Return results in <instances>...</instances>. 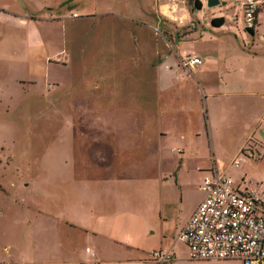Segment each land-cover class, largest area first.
Here are the masks:
<instances>
[{"label":"rangeland","instance_id":"obj_1","mask_svg":"<svg viewBox=\"0 0 264 264\" xmlns=\"http://www.w3.org/2000/svg\"><path fill=\"white\" fill-rule=\"evenodd\" d=\"M61 1L0 0V218L28 204L60 206L55 193L74 183L64 173L84 175L80 159L65 152L82 133L72 125L146 122L167 134L160 144L173 161L180 146L206 156L199 109H264V12L253 34L239 0L212 8L206 0H69V9L40 13ZM28 17L37 32L20 22ZM221 17L224 25L212 26ZM196 54L216 61L205 65L207 77H242L246 92L203 102L195 75L180 65ZM257 112L220 124L214 148L219 175L264 195V115L256 129Z\"/></svg>","mask_w":264,"mask_h":264},{"label":"crops","instance_id":"obj_2","mask_svg":"<svg viewBox=\"0 0 264 264\" xmlns=\"http://www.w3.org/2000/svg\"><path fill=\"white\" fill-rule=\"evenodd\" d=\"M69 3L63 0L58 6L40 9V13L52 8L69 9ZM29 19L20 22L37 32L34 20ZM42 50L41 45L31 53ZM201 60L192 73L203 102L229 95L237 88L246 92L242 77L236 82H231L230 76L207 77L205 65L214 66L216 61L203 56ZM169 72L167 69L160 74L161 82L156 80L159 87ZM199 110L202 130L198 136L207 139L206 156L189 153L180 146L172 148L173 161L160 144L167 134L160 129L149 131L146 122L72 125L82 133L80 139L70 141L65 152L80 159L84 175L76 169L64 173L74 183L55 193V202L61 197L59 207L56 203L28 204L22 214L0 218V264H156L149 259L152 250L172 253L169 264H240L191 260L178 237L204 198L202 177L219 167L214 148L219 125L229 126L247 111L258 110V129L262 120L258 117L264 115V109L205 106ZM64 175L58 173L55 178Z\"/></svg>","mask_w":264,"mask_h":264},{"label":"built area","instance_id":"obj_3","mask_svg":"<svg viewBox=\"0 0 264 264\" xmlns=\"http://www.w3.org/2000/svg\"><path fill=\"white\" fill-rule=\"evenodd\" d=\"M245 30L255 31L264 0H239ZM202 64L196 55H186L182 69L192 71ZM236 159L233 166L237 167ZM204 198L197 206L179 241L195 261H236L240 264H264V195L243 188L227 175L217 171L202 177ZM149 259L156 264H169L172 253L152 250Z\"/></svg>","mask_w":264,"mask_h":264},{"label":"trees","instance_id":"obj_4","mask_svg":"<svg viewBox=\"0 0 264 264\" xmlns=\"http://www.w3.org/2000/svg\"><path fill=\"white\" fill-rule=\"evenodd\" d=\"M195 5H196V7H197L198 10L201 9V4H200L199 1H195ZM211 24H212V26H214V27H221V26H223V24H224V19H223V18H216V19H213V20L211 21ZM246 31H248L250 34H253V31H252V30H246Z\"/></svg>","mask_w":264,"mask_h":264},{"label":"water","instance_id":"obj_5","mask_svg":"<svg viewBox=\"0 0 264 264\" xmlns=\"http://www.w3.org/2000/svg\"><path fill=\"white\" fill-rule=\"evenodd\" d=\"M219 4H220L219 0H206V6L208 8L219 6ZM262 132L263 131H261L260 134H262ZM262 136H264V134H262Z\"/></svg>","mask_w":264,"mask_h":264}]
</instances>
